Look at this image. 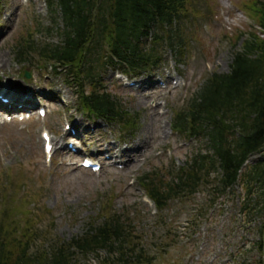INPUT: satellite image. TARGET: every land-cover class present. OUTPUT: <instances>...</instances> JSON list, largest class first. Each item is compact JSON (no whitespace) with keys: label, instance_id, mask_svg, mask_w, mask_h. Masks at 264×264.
<instances>
[{"label":"rangeland","instance_id":"rangeland-1","mask_svg":"<svg viewBox=\"0 0 264 264\" xmlns=\"http://www.w3.org/2000/svg\"><path fill=\"white\" fill-rule=\"evenodd\" d=\"M256 1L188 0L192 18L183 31L188 42L184 64L176 65L174 54L166 51L164 64L134 77L133 85L108 71L110 91L136 120L133 135H120L102 120L73 109L76 98L61 75L38 70L33 59L17 61L16 44L29 33L37 32L38 43L58 40L47 29L51 16L45 0H0V86L15 99L29 94L26 105L46 110L44 117L28 119H20L24 112L0 115V218L33 233L40 247L81 234L102 211L122 209L132 222L133 243L147 257L143 264L256 261L252 243L259 216H245L241 185L221 196L201 185L192 196L172 200L158 212L137 182L144 173L156 174L157 182L168 181L169 172L174 174L200 147L197 140L172 132L171 107L180 108L208 75L227 73L234 51L248 36H263L253 12ZM25 71L29 78L23 77ZM44 130L53 140L51 158L44 154ZM69 138L76 142V154L64 147ZM85 154L102 162L98 172L80 166ZM104 257L77 255L71 264H102Z\"/></svg>","mask_w":264,"mask_h":264},{"label":"trees","instance_id":"trees-1","mask_svg":"<svg viewBox=\"0 0 264 264\" xmlns=\"http://www.w3.org/2000/svg\"><path fill=\"white\" fill-rule=\"evenodd\" d=\"M46 1L54 26L58 20L62 24L58 42L38 43L29 33L16 44V59L26 62L31 56L55 72L63 69L76 90V110L104 120L120 134H133L135 115L101 83L103 73L111 69L138 76L158 67L166 49L182 64L186 41L180 23L188 0ZM253 4L263 36H248L233 53L227 73L208 75L180 108L171 107L172 130L197 140L200 147L174 174L169 172L168 181L157 182L156 174L146 173L139 184L158 211L173 199L192 196L201 185L217 196L241 185L243 210L260 218L253 242L259 256L251 264H264V0ZM131 224L122 209L102 211L81 234L38 247L33 233L0 218V264H71L77 255L98 258L101 253L102 264L146 263L133 243Z\"/></svg>","mask_w":264,"mask_h":264},{"label":"water","instance_id":"water-1","mask_svg":"<svg viewBox=\"0 0 264 264\" xmlns=\"http://www.w3.org/2000/svg\"><path fill=\"white\" fill-rule=\"evenodd\" d=\"M24 76L27 77V73H25Z\"/></svg>","mask_w":264,"mask_h":264}]
</instances>
